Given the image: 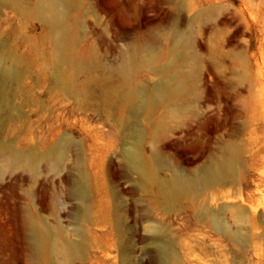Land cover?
I'll use <instances>...</instances> for the list:
<instances>
[{"label":"rangeland","instance_id":"rangeland-1","mask_svg":"<svg viewBox=\"0 0 264 264\" xmlns=\"http://www.w3.org/2000/svg\"><path fill=\"white\" fill-rule=\"evenodd\" d=\"M50 1L0 0V264H264V0Z\"/></svg>","mask_w":264,"mask_h":264},{"label":"bare ground","instance_id":"bare-ground-1","mask_svg":"<svg viewBox=\"0 0 264 264\" xmlns=\"http://www.w3.org/2000/svg\"><path fill=\"white\" fill-rule=\"evenodd\" d=\"M47 8H49L53 20L56 17L57 14V8L62 5V2L60 0H51L50 2L47 3ZM157 92L159 95H161L162 91H163V87L162 86H158L157 88ZM138 95H143V92L141 91H135ZM124 150V155L125 158L127 160V162L129 163V165L134 168L135 170H137L140 174H142L145 178H153L151 171L148 169L146 162L143 161V159L139 156V153L137 151V147L134 144L128 143L127 147L123 149ZM187 191L185 185L183 182L178 181L176 183L172 184V188H170L168 190L169 194L172 196H177L178 193H185ZM80 195H83V192H79ZM216 221V227L218 230L220 231H225V227L222 223L218 222L217 219H215ZM153 232H156L159 236V234L161 235V233L158 230H153ZM161 237H156L155 239H153V244L154 245V256L152 261L154 262V264H169L171 261V258L173 256H175L174 251H172L171 249V245L169 243V241H167L166 239ZM238 240L242 241V235L238 234L237 237ZM76 244L74 245H70L67 247V251L69 254H71L72 252L75 251L76 249ZM188 250V249H187ZM189 251V250H188ZM174 258V257H173ZM175 262H176V258H174ZM179 261V260H177ZM173 262V261H172Z\"/></svg>","mask_w":264,"mask_h":264}]
</instances>
